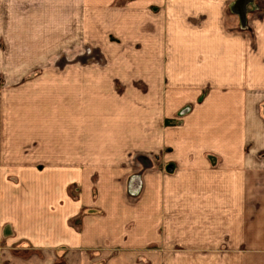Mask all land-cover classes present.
<instances>
[{"label": "crops", "instance_id": "obj_1", "mask_svg": "<svg viewBox=\"0 0 264 264\" xmlns=\"http://www.w3.org/2000/svg\"><path fill=\"white\" fill-rule=\"evenodd\" d=\"M148 1L126 16L116 0H0V23L22 10L24 24L45 19L61 39L149 41V109L135 110L150 115L133 126L149 120L139 136L154 142L76 145L65 183L60 161L50 173L4 158L0 264H264V0ZM149 5L157 11L144 32L140 9ZM134 155L140 168L131 172ZM92 168L104 187L92 185Z\"/></svg>", "mask_w": 264, "mask_h": 264}, {"label": "rangeland", "instance_id": "obj_2", "mask_svg": "<svg viewBox=\"0 0 264 264\" xmlns=\"http://www.w3.org/2000/svg\"><path fill=\"white\" fill-rule=\"evenodd\" d=\"M134 1L139 0H116L115 6L125 5L126 16H133L138 12L132 5ZM101 10L95 8L94 12ZM14 11L13 20L0 23V162L4 158L13 162L30 161V165L41 162L43 168L54 173L57 169L53 166L60 161L65 183L68 182L65 177L76 145L131 146L141 138L139 134L142 131L149 134V130H145L150 128L149 120L142 124V131L137 125L133 126L134 119L138 121L150 115L149 111L139 113L135 110L136 107L149 109L148 99L152 92L148 87L149 41H133L128 39V35L120 34H110L109 38L100 34L95 36L97 41H78L73 38V33L70 34L72 39L67 33L61 39L54 27H48L45 19L39 26L24 24L21 15H16L22 10ZM155 11L150 5L140 9L143 31L149 32V19ZM244 11L241 10L242 13ZM57 17L60 16L49 19L57 25ZM69 27L67 23L62 29L68 30ZM88 99L89 104H86ZM118 106L123 109L124 117H117ZM188 109L189 106L185 105L166 123L178 124ZM123 119L124 122L121 121ZM122 124L124 126L119 127ZM136 128L139 132L135 133ZM152 140L149 135L145 142L141 138L143 146L149 149L153 146ZM7 150L8 153L5 152ZM152 154L146 151L144 155L155 160ZM94 155L100 157L105 153L89 154ZM114 156L117 154H111L110 164H113ZM138 156H131L128 160V171L139 170ZM88 170L94 187L106 182L101 168ZM79 171L85 174L87 169ZM110 173L111 178L117 179L115 164ZM114 188L118 189V184ZM68 191L79 192L74 185L68 186ZM96 191L100 192L99 188H95ZM98 203L102 205L100 201Z\"/></svg>", "mask_w": 264, "mask_h": 264}]
</instances>
